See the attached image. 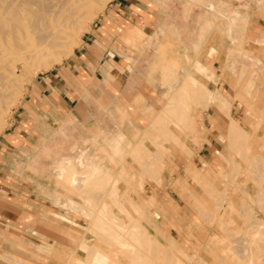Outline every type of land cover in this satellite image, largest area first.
Listing matches in <instances>:
<instances>
[{"label":"rangeland","instance_id":"1","mask_svg":"<svg viewBox=\"0 0 264 264\" xmlns=\"http://www.w3.org/2000/svg\"><path fill=\"white\" fill-rule=\"evenodd\" d=\"M111 1L87 12L68 52L64 47L50 67L26 63L17 50L7 57L17 78L5 90L0 181L16 196H31L35 207L31 227L11 224L0 232V258L12 264H264V0H231V14L220 2L148 0L159 14L158 29L154 39L136 36L133 46L146 49L147 65L161 74L160 107L142 100L144 115L134 117L110 108L104 95L98 122L33 137L30 106L40 81L84 47ZM186 4L198 10L190 23L209 13L192 39L194 51L164 25L184 16ZM232 118L251 135L232 125L226 133L220 123ZM211 134L226 150L228 175L221 168L208 179L194 155ZM248 180L249 192L259 195L256 204L240 187ZM105 203L112 215L104 214L107 225L90 215Z\"/></svg>","mask_w":264,"mask_h":264},{"label":"crops","instance_id":"2","mask_svg":"<svg viewBox=\"0 0 264 264\" xmlns=\"http://www.w3.org/2000/svg\"><path fill=\"white\" fill-rule=\"evenodd\" d=\"M201 1L209 7L212 3L220 2L224 12L231 14V0ZM183 8L184 16L164 25L173 32L177 40L187 44L188 48L189 44L194 51L192 39L199 36L198 29L204 25V19L209 17V13L198 14L191 18L190 23L188 17L198 10L191 4H186ZM212 9L215 11V8ZM211 17L213 19L214 16L211 14ZM158 18L157 9L148 0H112L99 22L93 25L84 47L61 68L40 81L37 91L39 94L30 106L33 111L29 124L33 137L46 138L47 132L57 131L62 125L73 127L84 126L91 120L98 122L103 111L100 97L104 95L112 101L110 108H123L134 117L144 115L141 111L142 100L145 101L143 106L156 109V98H162L165 91L161 85V74L153 73L150 65H147L144 55L146 49L133 45L136 36L155 38L152 35L158 29ZM231 125V130L239 135L251 133L250 129L233 118L230 122L220 123L226 133ZM215 136L209 135V141H205L204 147L196 150L194 155L197 164L207 172L208 179H212L221 168L228 175L223 159L228 156L226 150L217 146ZM48 137L52 138L51 135ZM65 157L57 160H64ZM250 172L251 169H247V173ZM249 177L256 179L252 173ZM225 181L228 182L226 179ZM240 187L245 189L248 203H258L259 195L249 192L253 188L252 180L241 181ZM13 192L5 181H0V232H7L11 224L25 229L31 227L29 217L35 207L33 198L24 192L20 196ZM99 210L95 208L90 215L94 219L98 215L100 220ZM254 210L257 213L256 207ZM91 230L96 233V229ZM0 264L12 263L0 258Z\"/></svg>","mask_w":264,"mask_h":264},{"label":"bare ground","instance_id":"3","mask_svg":"<svg viewBox=\"0 0 264 264\" xmlns=\"http://www.w3.org/2000/svg\"><path fill=\"white\" fill-rule=\"evenodd\" d=\"M105 4L106 0H0V121L9 103L5 101V90L13 86L17 78L16 67L8 63L10 51H20L26 63L40 61L44 66L50 67L62 59L64 47H69L73 42L72 35L82 24L87 12L94 6L102 9ZM68 50L69 48L66 52ZM197 66L201 70L206 69L200 62ZM190 78L197 83L194 76ZM158 118L156 123L162 117ZM110 211L107 204L100 208V222L104 221V214Z\"/></svg>","mask_w":264,"mask_h":264}]
</instances>
